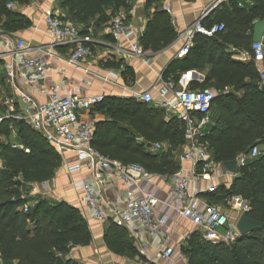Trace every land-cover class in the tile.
Returning <instances> with one entry per match:
<instances>
[{
    "label": "trees",
    "instance_id": "1",
    "mask_svg": "<svg viewBox=\"0 0 264 264\" xmlns=\"http://www.w3.org/2000/svg\"><path fill=\"white\" fill-rule=\"evenodd\" d=\"M31 1L0 0V29L14 32L28 27L31 21L6 4L24 5ZM248 1L225 0L216 7V15L211 18V12L202 18L200 22L205 26L223 22L225 28L212 36L195 33L188 52L172 59L162 77L177 83L182 73L202 71L211 65L202 82L189 83L190 89L212 86L216 90L211 122L202 140L216 162L246 156L229 188L223 187L221 193L214 192L212 197L225 203L232 196H240L247 202L248 216L264 222V81L252 59L235 60L230 52V47H234L250 53L253 23L264 17V0ZM56 3L63 10L62 16L77 24L82 34L92 24L101 26L118 11L128 16L131 6L129 0ZM176 36L168 11L155 6L148 13L138 42L144 50L158 51ZM113 65L120 68V63ZM121 75L124 83L134 81V71L129 66H123ZM96 108L104 119L95 122L92 145L104 155L125 165H139L147 172L171 175L178 170L174 152L184 143L183 123L179 119L172 116L164 120L162 107L134 96L106 95ZM12 127L18 142L28 151L13 148L8 141L0 142V264H55L58 256L64 264H81L68 257L72 248L88 245L92 240L80 210L65 201L32 198L28 194L33 184L54 176L62 156L39 131L22 121H2L0 134L8 138ZM161 141L168 142L166 151L147 146ZM254 147L259 153L248 156ZM104 241L119 255L143 259L126 232L113 221L104 231ZM180 251L188 264H264V227L239 236L230 244L207 240L195 230L180 245Z\"/></svg>",
    "mask_w": 264,
    "mask_h": 264
},
{
    "label": "crops",
    "instance_id": "2",
    "mask_svg": "<svg viewBox=\"0 0 264 264\" xmlns=\"http://www.w3.org/2000/svg\"><path fill=\"white\" fill-rule=\"evenodd\" d=\"M218 1L154 0L149 2V0H129L131 6L127 12L128 16H126V19L135 27L141 29V31L145 26L148 13L153 11L155 6H161L167 10L177 32L174 41L158 51L146 50V57L149 58V62L146 63L143 57L137 56L132 52L131 43L134 41L133 37H121L118 40H114L111 35L102 30V25L96 27L92 24L90 25L93 39L90 43L92 54L81 62V68L79 69L65 62V58L68 57L71 50L70 44L54 46L53 49L57 54L55 58L47 54V51L51 48L52 40L47 32L44 16L50 11L63 15V10L57 5L56 0H32L24 5H17L13 2L15 7L11 10L24 15L31 21V24L23 29L14 32L6 31L7 34L0 35L1 112L3 113L5 110L3 99L6 96H13L16 106L20 107L21 104L17 96L20 90L32 95L38 101H43L47 98L45 89L55 83H60L64 88L80 86L84 94H101L103 96H134L138 98L136 96L138 92L152 89L154 100L149 104L162 107L165 110L163 119L168 120L175 115L159 104L160 97L156 88L162 85L164 80L169 79L162 77L169 62L174 58L183 57H179L177 54L194 22L202 14L207 17L213 12L211 18L216 15V10L218 11L216 7L225 0ZM243 1L249 2L248 0ZM166 6H168V9H166ZM6 39L14 42L19 40L23 46H29L31 48L29 53L40 56L43 61L51 64L53 68L50 69L45 77L36 80L33 84L28 83L25 76L19 72H16L14 79H8L6 69L12 62L13 57H17L19 51H15L14 48L4 47L3 44ZM230 52L231 57L235 60H251L250 56L244 54L246 51L230 47ZM118 63H120V68L113 65ZM261 65L264 67V63ZM123 66H129L133 69L135 78L132 83H124L121 75ZM210 67L211 65L208 64L202 71L191 69L182 73L176 86L182 87L186 84L189 88V83L192 80L202 82ZM209 87L214 89L212 86ZM81 114L82 118L94 121V125L97 120L104 119V115L97 110L96 106L86 112L83 111ZM1 141H8L11 145L20 144L14 127L10 129L8 138L4 134H0ZM159 143L162 144V147L157 150L152 148V144H147V146L154 151H166L169 145L168 142L161 141ZM20 149H24V147ZM184 149L185 139L184 143L178 146L177 152H174V157L179 166L178 170H181L182 175L188 180L189 192L197 195L199 206L203 203H212L226 212L225 208L228 203L213 198L212 194L217 191V194L221 193L220 191L223 187L225 189L229 188L233 176L227 174L225 167H218V164L215 166L214 163L217 162L213 158V171L210 177L201 176L199 169L194 167L190 161H181L179 159L178 156ZM65 159L74 161L75 154L67 153L64 157ZM148 173L150 174L148 177L141 176L136 179V182H126L112 171H99L93 175L88 167L84 165L80 171L69 173L65 166L61 164L51 179L33 184L28 194L32 198L39 196L65 201L80 210L88 223L92 240L88 245L72 248L68 257L81 264H142L144 262L188 264L186 257L180 251V245L184 243L186 236L197 230V228L190 220L180 215L181 202L173 194L176 180L175 172L171 175ZM97 180L100 182L97 183ZM86 182L93 184L98 201H110L115 206H120L122 197L128 191H131L136 198L141 197L146 192H150L159 199L158 204L154 208V216L155 218L165 216V221L161 225L158 235L150 236L136 228L132 223L119 226L126 232L143 259L138 256L125 257L107 247L104 241V231L112 219L109 216L110 214L107 213V219L103 223L99 222L93 216L87 204L82 201V188ZM212 185H215L216 189L210 192L208 188ZM232 201L236 203L234 198ZM30 203L32 204L33 201ZM228 217L230 223H235V218L229 215ZM164 246L172 247L173 252L170 256L161 258L158 253Z\"/></svg>",
    "mask_w": 264,
    "mask_h": 264
},
{
    "label": "built area",
    "instance_id": "3",
    "mask_svg": "<svg viewBox=\"0 0 264 264\" xmlns=\"http://www.w3.org/2000/svg\"><path fill=\"white\" fill-rule=\"evenodd\" d=\"M219 0L218 2H220ZM7 8H14L13 2L6 4ZM168 9V6H166ZM202 14L192 25L187 33L186 40L178 51V56H184L191 46L192 38L195 33H201L206 36H212L216 32L223 31L225 25L223 22H217L211 26L201 24ZM47 32L52 40L51 48L47 51L50 57L57 56L53 47L59 44H70L71 50L65 62L72 64L76 68H81V62L92 54L90 43L92 39V27L90 26L86 33H80L79 26L72 21L65 19L61 14L47 12L44 16ZM102 30L111 35L114 40L121 37H133L131 43L132 52L144 58L146 63L149 58L147 52L138 42L141 29L135 27L127 21L124 11H118L113 14L107 22L102 24ZM1 31V29H0ZM4 47L14 48L19 51L17 57H13L12 62L6 69V76L12 80L16 72L24 75L26 81L33 84L36 80L45 77L51 64L42 60L40 56L29 53L30 47L23 46L18 40L16 42L6 39ZM250 53L244 52L250 56L257 67L259 76L264 81V42L263 39L258 42H252ZM1 87V81H0ZM160 97L159 104L168 109L182 123L184 128L185 149L179 154L181 161H190L192 165L199 169L201 176L210 177L213 171V160L208 149V144L202 140L206 134V128L211 122V103L216 95V91L210 87L201 89H190L184 84L177 87L172 79H166L158 88H156ZM47 93L46 100L38 101L32 95L20 90L18 98L20 107L16 106L13 96H6L3 99L5 110L2 113L0 109V123L6 119L22 121L34 130L39 131L62 156V164L69 173L78 172L85 165L89 171L95 175L99 171L115 172L126 182H136V179L150 174L139 165H125L117 159L104 155L100 150L92 145L94 136V121L88 118H82L81 113L91 110L99 104L103 95L84 94L80 86L64 88L62 84L55 83L45 89ZM136 96L145 103L154 100L152 89H146L138 92ZM13 148H23L21 144H12ZM162 144L156 142L152 148L157 150ZM25 152L27 148L23 149ZM67 153L75 154L74 161L64 160ZM259 153L257 147L251 149L248 156H255ZM246 156L239 155L237 159V169L244 164ZM215 166H223L221 162L214 163ZM2 160L0 159V166ZM226 169V168H225ZM229 176L235 174L226 170ZM176 177L173 194L181 202L180 215L190 220L201 236L213 242L232 243L239 237L235 223L229 222L228 214L221 207L212 203H203L198 205V197L195 193L189 192L188 180L182 175L181 170L174 173ZM100 181L97 180V183ZM216 186L212 185L208 191H215ZM82 201L90 208L93 216L103 223L108 215L117 226H123L126 223H132L136 228L150 236L158 235L161 225L165 221V216L155 218L154 208L159 199L150 192L144 193L136 198L131 191H128L121 200L120 206L113 205L110 201L100 202L96 197L93 184L86 182L82 188ZM227 203L229 199L226 200ZM28 204L23 206L26 211ZM244 209H248L245 206ZM188 236H186L187 238ZM173 248L164 246L160 249L158 256L168 257L172 254ZM142 264H149L144 262Z\"/></svg>",
    "mask_w": 264,
    "mask_h": 264
},
{
    "label": "water",
    "instance_id": "4",
    "mask_svg": "<svg viewBox=\"0 0 264 264\" xmlns=\"http://www.w3.org/2000/svg\"><path fill=\"white\" fill-rule=\"evenodd\" d=\"M212 9V8H211ZM7 34L6 31L1 30L0 35ZM264 36V17L254 21L252 26V42H258L263 39ZM149 145V144H148ZM223 166L230 172L234 173L237 170V159L226 160L222 162ZM245 206V203H244ZM248 209L241 212L239 217L235 221V227L239 236L244 237L247 233L254 230H259L264 227V222L256 220L248 216ZM12 261H3L2 264H12ZM55 264H64V260L58 256Z\"/></svg>",
    "mask_w": 264,
    "mask_h": 264
},
{
    "label": "rangeland",
    "instance_id": "5",
    "mask_svg": "<svg viewBox=\"0 0 264 264\" xmlns=\"http://www.w3.org/2000/svg\"><path fill=\"white\" fill-rule=\"evenodd\" d=\"M233 198L236 200V203L232 201ZM244 203H245V206H248L247 202L244 199H242L240 196H238V197H235V196L230 197L229 201H228V206L225 208L226 209V213L230 217L235 218V220H236L239 217V215L241 214V212L243 210H245L244 209L245 208Z\"/></svg>",
    "mask_w": 264,
    "mask_h": 264
}]
</instances>
